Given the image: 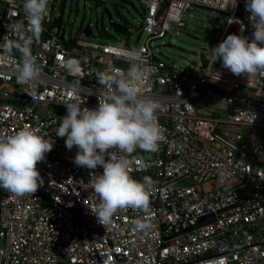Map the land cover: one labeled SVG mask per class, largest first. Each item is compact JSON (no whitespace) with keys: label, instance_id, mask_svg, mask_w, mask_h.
Masks as SVG:
<instances>
[{"label":"built area","instance_id":"2783aa9c","mask_svg":"<svg viewBox=\"0 0 264 264\" xmlns=\"http://www.w3.org/2000/svg\"><path fill=\"white\" fill-rule=\"evenodd\" d=\"M138 2L136 46L68 45L52 28L57 0H49L44 31L32 46L42 66L36 98L16 83L13 59H0V139L31 127L54 141L37 165L44 183L36 193L18 198L0 188V264H264V73L238 77L209 58L195 78L153 51L172 27H185L194 8L226 17L215 46L231 27L251 40L246 0ZM22 5L0 0V39H15L7 26L24 21ZM123 49H142L147 58L142 94L159 104L165 139L157 152L133 154L131 175L154 184L149 209L119 210L104 227L91 212L99 200L90 184V172L103 169L75 165L76 148L68 150L56 130L74 92L84 106H97L104 91L98 71L128 69ZM210 215L214 221L191 229ZM137 221L146 227L137 228Z\"/></svg>","mask_w":264,"mask_h":264},{"label":"clouds","instance_id":"9594fccd","mask_svg":"<svg viewBox=\"0 0 264 264\" xmlns=\"http://www.w3.org/2000/svg\"><path fill=\"white\" fill-rule=\"evenodd\" d=\"M22 7L24 21L7 26L15 39H0V59H13L16 83L26 86L28 94L36 98L42 66L33 55L32 46L40 41L44 31L49 0H23ZM245 9L254 29L252 39L233 33L211 48V63L221 61L224 69L238 77L264 73V0H246ZM123 52L129 62L126 71L109 67L96 74L104 89L97 95V106H84L86 101L74 92L56 130V137L65 138L68 150L76 148L75 165L103 169L102 174L90 172V184L99 200L91 212L104 227L112 223L119 210L149 209L154 184L148 176L141 182L131 175L137 159L133 154L137 149L157 152L165 139L157 117L159 104L142 94L147 58L142 49ZM53 147L54 141L46 140L31 127L0 139V188L18 198L36 193L44 183L37 165L46 160ZM136 227L143 229L146 225L137 221Z\"/></svg>","mask_w":264,"mask_h":264},{"label":"rangeland","instance_id":"374dc122","mask_svg":"<svg viewBox=\"0 0 264 264\" xmlns=\"http://www.w3.org/2000/svg\"><path fill=\"white\" fill-rule=\"evenodd\" d=\"M72 1L73 0H68L67 9L62 21L66 37L80 36L81 31L85 26L90 25V27L92 26L93 34L87 40L88 42L115 45V42L113 41L102 40L96 37L94 27L96 19L95 16L91 14L93 9L92 0H79V11L76 17L75 14H68V8ZM127 1L132 2V5L127 6L125 12L130 23V36L128 38H122V41L123 44L132 46V42L138 38L141 33L140 24L142 21L143 8L138 0ZM59 2L60 0H57L56 13H58ZM236 2L237 0H231V5L233 6ZM207 18H217L221 20L222 27L216 34V37L219 38L225 26L226 17L200 8H194L192 12L186 14L184 18V28L176 30L172 27L170 29L171 36L154 43L153 51L156 56L162 59L168 66L174 67L175 69L182 68L183 72L192 74L195 78H198L199 74L202 76L203 73L199 68H193L190 65V62L195 60L192 57V53L197 51L201 52V50L205 57L211 58V48H213L214 45L212 44L211 32L205 30V20ZM233 33L236 34L235 27L229 28L227 36ZM168 45H172L173 47L169 48ZM160 53L162 56L159 55ZM50 113H53L52 109L50 110Z\"/></svg>","mask_w":264,"mask_h":264},{"label":"water","instance_id":"95a60500","mask_svg":"<svg viewBox=\"0 0 264 264\" xmlns=\"http://www.w3.org/2000/svg\"><path fill=\"white\" fill-rule=\"evenodd\" d=\"M68 0H60L58 6V13L56 20L52 24V28H56L57 34L61 41L66 42L68 45H74L78 41H87L93 34L92 26L86 25L81 31L80 36H70L69 38L65 35L64 25L62 23L64 13L67 9ZM132 5L131 1L127 0H92V11L91 14L95 16V33L96 37L102 40H110L115 42L117 46H123L122 38H128L130 36V23L125 15L127 6ZM125 10V11H124ZM79 11V0H73L68 8V14H75ZM208 11V10H205ZM211 12V11H210ZM222 27V23L217 18H207L205 20V30L211 32L212 44L215 46L217 44L218 38L216 37L217 32ZM138 39L132 42L133 46H136ZM172 48V45H168ZM162 56V54H159ZM192 57L195 59L190 62V65L199 70L206 69L209 65V58L201 52L192 53ZM253 192V190H251ZM240 197L246 195L245 189H241L238 192ZM214 221V216L210 215L201 218L196 227L206 225ZM190 229V230H191Z\"/></svg>","mask_w":264,"mask_h":264},{"label":"crops","instance_id":"0c3cea01","mask_svg":"<svg viewBox=\"0 0 264 264\" xmlns=\"http://www.w3.org/2000/svg\"><path fill=\"white\" fill-rule=\"evenodd\" d=\"M141 37L139 36L138 38H136V39H138V41H139V39H140ZM76 45V44H75Z\"/></svg>","mask_w":264,"mask_h":264}]
</instances>
